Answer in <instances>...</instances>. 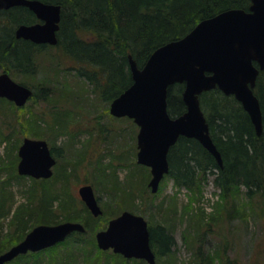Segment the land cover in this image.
Wrapping results in <instances>:
<instances>
[{
  "label": "trees",
  "instance_id": "1",
  "mask_svg": "<svg viewBox=\"0 0 264 264\" xmlns=\"http://www.w3.org/2000/svg\"><path fill=\"white\" fill-rule=\"evenodd\" d=\"M38 1L62 7L58 44L55 47L39 46L16 38V29L20 24L31 25L38 22L37 16L27 8L0 11V69L10 75L17 72L34 77L39 67L37 54L46 48H56L58 66L67 73L75 72L77 77L92 84V91L98 99L110 104L133 84L129 68L130 56L137 62L138 67L143 68L151 54L159 47L185 37L203 20L211 19L227 10L248 11L251 6V0ZM260 74L255 93L260 99L264 119V70ZM21 84L29 86L25 82ZM47 84L50 85H45ZM169 89L168 112L172 117L183 115L186 112V105L182 100L184 85L176 84ZM32 90L34 98L31 102H35L38 95L35 88ZM51 95L47 91L44 99ZM200 99L202 110L210 124V133L223 157V164L220 167L215 157L198 141L181 137L168 155L171 169L168 177L175 181L177 187L197 192L211 175L214 177L215 187L221 190V198L230 206L227 207L230 216L238 213V197L243 196L253 205L254 210L258 213L261 211L260 214L264 217V211L261 209L264 207V122L263 133L259 136L242 105L236 98L224 95L219 89L202 94ZM26 108H18L0 98V110L3 109L5 113L14 110L22 114V119L18 116H15V120L6 118L0 126V146L6 145V155L0 154V254L24 240L29 231L40 224L79 221L84 225L85 233L75 232L62 244L39 253L30 252L13 262L19 263L22 259L31 258L37 260L47 254L53 255L50 264H74V259L57 254L59 247L72 242L83 244L91 237L96 250H92L94 254H89L82 264H147L138 260L129 262L112 251L98 249L94 237L98 230H103L109 223L108 219L104 218L105 212L101 217L94 218L81 203L86 217L81 219L77 216L64 196L65 181L59 185L61 181L55 172L49 180L37 181L30 178L29 188L26 187L23 191L27 200L16 206L8 223L9 228L4 231L5 220L10 218L17 203L12 192V183L26 179L17 172V151L23 142L22 139L32 133L31 130L36 133V128H40L42 123V111L25 112ZM20 123L21 131H18ZM56 126L57 129H63L62 124L58 123ZM47 128L54 131L51 124H48ZM52 151L59 161L60 152L53 147ZM112 157L113 164L125 166L121 155L115 154ZM88 160L91 161L89 158ZM123 194L125 198L130 196L124 189ZM195 223L198 225L199 234L190 239L194 240L192 248L195 249V260L198 264H215L217 260L222 264H237V261L229 256L228 242L218 257L205 255L203 246L207 236L212 233V225L205 223L203 213L195 217ZM149 227L151 246L155 254L159 258L167 256L176 244L172 232L163 225ZM258 247L254 249L253 255H256ZM88 248L89 245L82 252L86 253ZM260 256L263 257L262 251ZM254 257L251 264H264L263 260Z\"/></svg>",
  "mask_w": 264,
  "mask_h": 264
},
{
  "label": "water",
  "instance_id": "2",
  "mask_svg": "<svg viewBox=\"0 0 264 264\" xmlns=\"http://www.w3.org/2000/svg\"><path fill=\"white\" fill-rule=\"evenodd\" d=\"M248 11L227 10L211 19L203 20L192 32L177 41L159 47L151 54L143 68L129 58L133 84L110 107L117 118H130L139 127L138 164L151 170L149 187L158 193L165 175L170 173L168 155L181 137L194 139L217 160L221 167L223 157L210 133V124L201 108L199 96L220 89L242 104L255 131L263 133V111L255 94L260 72L264 70V0H251ZM25 7L39 22L20 25L15 33L37 45L55 46L60 30L62 7L38 0H0V10ZM184 84L182 100L186 112L171 117L168 112L169 88ZM33 91L17 83L9 73L0 74V97L23 108L33 97ZM19 148L18 173L35 179H49L56 158L46 140L25 137ZM83 203L94 217L103 214L94 188L85 184L78 190ZM85 232L79 222L35 227L24 240L0 254V264H7L30 252L52 248L75 233ZM96 241L101 250H113L131 260H145L157 264L151 249L150 230L143 216L124 211L109 222L106 230L97 232Z\"/></svg>",
  "mask_w": 264,
  "mask_h": 264
},
{
  "label": "rangeland",
  "instance_id": "3",
  "mask_svg": "<svg viewBox=\"0 0 264 264\" xmlns=\"http://www.w3.org/2000/svg\"><path fill=\"white\" fill-rule=\"evenodd\" d=\"M57 54L56 48L44 49L36 56L39 67L34 77L17 72L12 77L17 82H25L36 89L38 96L35 102L26 105L25 112L42 111V123L40 128H36V133L31 130L32 133H28V136L47 140L51 147L60 152L54 172L60 178L59 185L65 181L64 196L75 214L81 219L86 217L78 190L84 184H91L106 214L104 218L108 221L128 210L145 216L149 226L163 225L169 228L176 244L167 256L157 257L158 264H198L195 249L192 248L194 240L190 238L199 234L195 217L202 213L205 214V223L212 225V233L207 236L203 246L205 255L218 257L228 242L229 256L237 264H251L254 256L264 262V217L260 214L261 211H255L253 205L240 196L238 213L230 216L227 210L230 206L221 198V190L215 187L214 177L211 175L197 192L177 187L175 181L166 176L158 193H151V176H148L151 172L137 162V125L129 118L113 117L110 114L111 104L98 99L92 91V84L77 77L75 72L67 73L58 66ZM46 83L51 86L45 85ZM47 91L52 95L44 99ZM15 116L21 118L22 114L14 110L5 113L1 109L0 126L6 118L15 120ZM58 123L63 125V129H57ZM48 124L54 127V131L47 128ZM21 127L20 123L18 131H21ZM5 146H0L2 156L6 155ZM115 154L122 156L125 166L113 164L112 156ZM12 184L17 203L10 218L5 220L4 231L9 228L8 223L16 206L27 200L23 191L26 187L29 188L31 181L26 177L20 181L15 180ZM123 189L130 195L128 198L124 197ZM261 209L264 211V207ZM91 240L89 237L86 240L88 242L83 244L72 242L60 246L57 254L74 259V264H82L89 254H94L92 250H96L95 243ZM87 245V252H82ZM256 247L260 249L253 255ZM261 251L263 257L260 256ZM52 256L43 254L37 260L22 259L19 263L12 264H50ZM100 259L102 260L101 256ZM215 264L222 263L217 260Z\"/></svg>",
  "mask_w": 264,
  "mask_h": 264
},
{
  "label": "flooded vegetation",
  "instance_id": "4",
  "mask_svg": "<svg viewBox=\"0 0 264 264\" xmlns=\"http://www.w3.org/2000/svg\"><path fill=\"white\" fill-rule=\"evenodd\" d=\"M25 137H26V136H25ZM25 137L23 138V140L25 139ZM23 140H22V141H23ZM23 142H24V141H23ZM140 261H142V262H146L145 260H140ZM146 263H147V262H146ZM147 264H148V263H147Z\"/></svg>",
  "mask_w": 264,
  "mask_h": 264
}]
</instances>
